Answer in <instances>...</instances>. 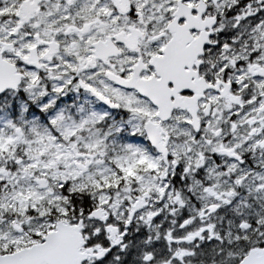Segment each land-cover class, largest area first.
Returning a JSON list of instances; mask_svg holds the SVG:
<instances>
[{
	"label": "snow or ice",
	"instance_id": "6c2138e0",
	"mask_svg": "<svg viewBox=\"0 0 264 264\" xmlns=\"http://www.w3.org/2000/svg\"><path fill=\"white\" fill-rule=\"evenodd\" d=\"M0 264H264V0H0Z\"/></svg>",
	"mask_w": 264,
	"mask_h": 264
}]
</instances>
